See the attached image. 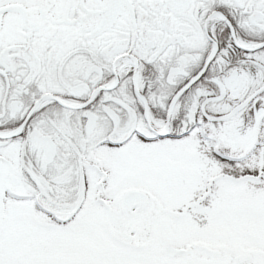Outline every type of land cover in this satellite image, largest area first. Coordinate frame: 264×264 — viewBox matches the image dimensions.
I'll return each instance as SVG.
<instances>
[{
    "label": "snow or ice",
    "instance_id": "1",
    "mask_svg": "<svg viewBox=\"0 0 264 264\" xmlns=\"http://www.w3.org/2000/svg\"><path fill=\"white\" fill-rule=\"evenodd\" d=\"M0 264H264V0H0Z\"/></svg>",
    "mask_w": 264,
    "mask_h": 264
}]
</instances>
